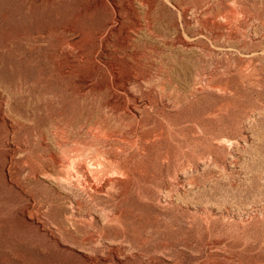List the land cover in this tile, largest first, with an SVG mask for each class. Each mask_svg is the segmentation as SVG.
<instances>
[{"label":"rangeland","instance_id":"obj_1","mask_svg":"<svg viewBox=\"0 0 264 264\" xmlns=\"http://www.w3.org/2000/svg\"><path fill=\"white\" fill-rule=\"evenodd\" d=\"M0 264H264V0H0Z\"/></svg>","mask_w":264,"mask_h":264},{"label":"bare ground","instance_id":"obj_2","mask_svg":"<svg viewBox=\"0 0 264 264\" xmlns=\"http://www.w3.org/2000/svg\"><path fill=\"white\" fill-rule=\"evenodd\" d=\"M209 83H210V82H209ZM215 83H216V82H215ZM210 84H211V83H210ZM195 85H196V84H195ZM200 85H201V84H200ZM197 86H198V85H197ZM195 91H196V90H195ZM193 93H194V92H193ZM193 93H192V94H193ZM183 99H184V98H183ZM221 134H222V133H221ZM222 135H223V134H222ZM215 137H216V135H215ZM220 137H221V136H219V138H220ZM219 138H218V139H219ZM218 139H217V140H218ZM215 140H216V139H215ZM223 140H224V139H223ZM227 140H229V139H227ZM224 141H225V140H224ZM226 143H227V142H226ZM228 143H229V142H228ZM216 147H217V146H216ZM204 156H206V155H204ZM209 156H210V155H209ZM207 157H208V156H207ZM209 158H210V157H209ZM102 159H103V158H102ZM202 160H203V158H202ZM91 161H92V159H91ZM89 163H91V162H89ZM70 164H71V163H70ZM95 164H96V163H95ZM94 166H95V165H94ZM87 167H88V166H87ZM85 169H86V168H85ZM87 169H88V168H87ZM89 169H91V168H89ZM91 170H92V169H91ZM93 170H94V169H93ZM93 170H92V171H93ZM88 171H90V170H88ZM115 172H116V171H115ZM91 173H92V172H91ZM92 174H93V173H92ZM97 174H98V173H97ZM93 175H94V174H93ZM95 178H96V177H95ZM94 182H95V181H94ZM109 183H110V182H109Z\"/></svg>","mask_w":264,"mask_h":264}]
</instances>
